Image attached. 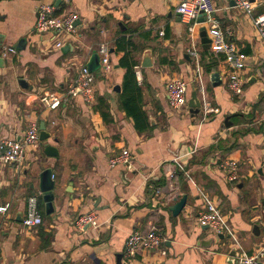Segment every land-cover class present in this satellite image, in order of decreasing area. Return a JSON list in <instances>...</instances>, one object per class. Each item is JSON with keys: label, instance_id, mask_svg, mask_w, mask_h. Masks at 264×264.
<instances>
[{"label": "crops", "instance_id": "crops-1", "mask_svg": "<svg viewBox=\"0 0 264 264\" xmlns=\"http://www.w3.org/2000/svg\"><path fill=\"white\" fill-rule=\"evenodd\" d=\"M182 1L0 0V140H19L31 123L43 122L49 133L19 169L0 165V206L9 205L0 213V264H117L119 254L120 264H236V257L229 260L230 244L211 240L212 232L196 222L202 191L231 221L245 252L264 243V44L251 19L230 0H212L227 40L247 56L239 72L243 94H231L229 67L210 43L203 49L199 29L206 30L205 24L190 39L176 11ZM251 1L254 14L264 12L261 0ZM40 4L79 15L75 35L61 38V49L33 29ZM192 45L197 61L189 55ZM100 46L108 49L110 69L104 72L100 64L92 72L94 101L87 105L68 94V87ZM127 54L138 62L137 88L128 87L133 94L124 90L126 70L119 64ZM214 73L219 82L211 81ZM172 78L188 83V96L194 89L200 97L202 87L219 112L202 121L188 106L172 110L166 94ZM46 94L61 96L60 106H43ZM132 95L129 108L137 114L140 104L147 117L142 132L122 108ZM44 144L54 146L58 157L47 158ZM122 150H128L130 166L111 167L109 160ZM222 159L237 162L236 182L226 181L218 167ZM48 167L56 182L49 215L38 190V175ZM176 195L187 199L173 217L167 207ZM29 197L38 198L42 223L25 228L21 220ZM91 213L95 226L77 228L76 219ZM255 225L258 235L252 233ZM151 228L165 239L159 250L125 257L126 238Z\"/></svg>", "mask_w": 264, "mask_h": 264}, {"label": "built area", "instance_id": "built-area-1", "mask_svg": "<svg viewBox=\"0 0 264 264\" xmlns=\"http://www.w3.org/2000/svg\"><path fill=\"white\" fill-rule=\"evenodd\" d=\"M234 6L246 16H248L259 38L264 44V12L254 14L255 3L251 0H230ZM259 5H264V0ZM177 13L181 21L187 25V30L191 40L195 41V34L199 26V14H203L206 31L210 39V46L214 53L223 56L225 63L229 67L227 88L231 94L241 97L243 94L244 83L239 76V72L246 67L247 56L240 52L236 47L227 40L226 33L221 30L218 21L214 17L215 8L212 0H184L177 6ZM79 22V15L74 12L57 13V9L51 4H40L37 9V18L34 24V31L40 36H48L53 41L55 48L61 49L63 41L61 38L74 36ZM162 35V33H161ZM8 53H14L12 48L7 49ZM98 54L101 57V66L104 72L110 69L108 58V49L100 46ZM189 55L198 60V50L195 45L191 46ZM94 75L86 66H82L73 82L68 87V94L80 96L82 101L89 105L94 101ZM201 99L200 112L202 121L210 115L217 114L218 109L213 108L206 101L204 90L200 87ZM166 94L168 105L172 110H180L187 107L188 101V83L181 78H172L166 84ZM62 101L61 96L43 95L40 102L43 106L50 109H56ZM39 144V126L37 123H31L25 130L19 140L1 139L0 140V165H12L19 169L25 155L29 150L37 149ZM176 162V161H175ZM177 164L179 170L184 171L183 166ZM111 167L115 165L130 166V154L128 150H122L120 154L113 156L109 160ZM264 166V165H263ZM218 167L224 171L225 179L229 183L237 181V162L230 159H222ZM186 174V173H185ZM203 201V208L198 212L196 222L199 227H206L214 236L227 234L232 240L231 247L237 251L236 264H260L264 262V243L252 253H247L241 247L237 237L232 231L228 221L225 219L219 209L218 203L210 198L203 191L199 193ZM175 197V196H174ZM173 197V198H174ZM9 205L0 206V213H6ZM42 217L39 212L38 198L29 197L25 214L22 217L21 225L25 228H32L41 225ZM264 226V221H262ZM75 225L79 229L89 226H95V215L85 214L79 216ZM165 239L163 235L155 228L146 232H132L125 241L124 255L129 259L136 257L141 251H157L163 245ZM164 255V252L161 251Z\"/></svg>", "mask_w": 264, "mask_h": 264}, {"label": "water", "instance_id": "water-1", "mask_svg": "<svg viewBox=\"0 0 264 264\" xmlns=\"http://www.w3.org/2000/svg\"><path fill=\"white\" fill-rule=\"evenodd\" d=\"M232 4H234L232 2ZM56 6H58V1L56 3ZM198 22L199 23H203L204 22V18H203V14L200 13L199 17H198ZM199 37H200V43L203 46V49H208L209 48V43L210 40L207 37V33L204 27H201L199 29ZM100 57L98 55L97 52H93L89 58V61L86 64V68L90 71V72H96L99 68H100ZM144 66V65H142ZM211 81L213 80H217V82H219V75L217 73H214L210 76ZM19 85L23 88H26V83L23 80L19 81ZM187 106L189 108V113L191 116H195L198 115L200 112V107H201V99L198 96V93L196 92V90H192L190 95L188 96V101H187ZM49 139V133L46 132L45 130V126L44 123L41 122L40 126H39V142L43 143L45 141H47ZM43 154L47 157V158H56L58 157L59 153L57 151V149L52 146V145H48V144H44L43 145ZM56 187V182L53 178V172L51 168H45L43 169L39 175H38V190L39 193L42 196V200L45 204V213L47 215L51 214L53 212V200H54V190ZM186 199L187 197L185 195L180 196V195H176L173 199H172V204L169 205L167 207V210L171 213V215L173 217L178 216L181 211L183 210L185 203H186ZM21 219L18 218L17 221H20ZM203 229H207L206 227H204ZM252 233L255 235H258L259 233V228L257 225H255L253 227ZM223 236L222 235H218V236H213L211 238V240L218 242L219 240H222ZM211 240L206 241L203 244H206L207 246L211 243ZM229 260L233 263V259L234 257L237 256V251L235 247H231L230 251H229ZM116 262L117 264L121 263L122 260V255H116Z\"/></svg>", "mask_w": 264, "mask_h": 264}, {"label": "trees", "instance_id": "trees-1", "mask_svg": "<svg viewBox=\"0 0 264 264\" xmlns=\"http://www.w3.org/2000/svg\"><path fill=\"white\" fill-rule=\"evenodd\" d=\"M119 50L122 49L120 47H118ZM120 66L122 68H124L126 70V75H125V85H124V90L125 92H127V94H133L132 91V87L128 88L130 85H133L135 88L136 87V75L134 72V68L135 66L138 65V62L136 60H134V58L130 55H126L123 56L119 62ZM135 102V98L132 95L131 97L123 100L122 102V108L124 109V111L126 112V114L130 117H132L135 128H137V130L140 132H142L145 128V124L147 121V117L145 115V113L143 111L140 110V104H137V106L135 107V105H132L131 108H134L137 110V114L134 113V110L129 108V103H134ZM101 115L103 116V119H106V114L103 113L101 111ZM139 120H138V119ZM141 122H145V124L142 125Z\"/></svg>", "mask_w": 264, "mask_h": 264}, {"label": "rangeland", "instance_id": "rangeland-1", "mask_svg": "<svg viewBox=\"0 0 264 264\" xmlns=\"http://www.w3.org/2000/svg\"><path fill=\"white\" fill-rule=\"evenodd\" d=\"M186 110V109H185ZM198 117H200V119H201V113H199L198 114ZM26 156V155H25ZM223 216L225 217V215L223 214ZM262 216H264V213L262 214ZM225 219L228 221V219L225 217ZM261 219V222L262 221H264V217H261L260 218ZM229 225H230V227L232 228V231H233V233L235 234V236L237 237V238H239L238 237V233H237V231H236V229H235V227L233 226V224L231 223V221L229 220ZM205 231H210L209 229H206ZM221 243H228V244H230V245H232V240L228 237V235L226 234L225 235V237H224V239L221 241Z\"/></svg>", "mask_w": 264, "mask_h": 264}]
</instances>
